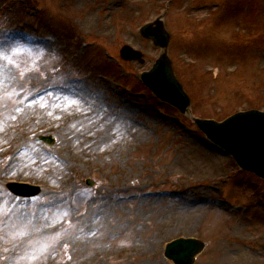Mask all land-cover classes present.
<instances>
[{
	"label": "rangeland",
	"instance_id": "1",
	"mask_svg": "<svg viewBox=\"0 0 264 264\" xmlns=\"http://www.w3.org/2000/svg\"><path fill=\"white\" fill-rule=\"evenodd\" d=\"M141 1L0 0V264H172L163 248L179 237L207 243L194 264H217L220 242L264 248V181L139 80L160 54L139 28L160 17L192 116L264 111L262 0ZM194 6H208L206 18L192 16ZM89 13L92 25L80 29ZM123 45L146 63L121 60ZM72 94L104 96L102 113L128 109L147 132L115 154L102 153L106 135L81 144L74 122L52 109ZM39 135L55 137L53 147ZM21 140L26 147L10 143ZM10 181L42 191L18 198Z\"/></svg>",
	"mask_w": 264,
	"mask_h": 264
},
{
	"label": "water",
	"instance_id": "2",
	"mask_svg": "<svg viewBox=\"0 0 264 264\" xmlns=\"http://www.w3.org/2000/svg\"><path fill=\"white\" fill-rule=\"evenodd\" d=\"M140 32L163 49L153 68L141 74L142 81L158 98L176 107L181 113L188 112L190 100L171 67L166 52L169 35L163 23L157 20L154 24L142 27ZM120 54L123 59L144 63L142 54L127 45L122 47ZM194 122L213 143L231 154L242 169L250 170L264 179V112H239L220 123L202 119H194ZM43 140L48 145L54 142L52 137ZM8 188L21 196H32L40 191L38 187L22 184H10ZM205 246V243L194 238H178L165 245L164 257L174 264H192Z\"/></svg>",
	"mask_w": 264,
	"mask_h": 264
},
{
	"label": "bare ground",
	"instance_id": "3",
	"mask_svg": "<svg viewBox=\"0 0 264 264\" xmlns=\"http://www.w3.org/2000/svg\"><path fill=\"white\" fill-rule=\"evenodd\" d=\"M82 2L83 0H78L77 4H81ZM141 2L144 3L145 1ZM110 5L113 6L115 4ZM207 11L208 6H194L190 9L191 15L196 17L198 21H201L206 18ZM92 22L93 15L89 13L84 17L83 22L78 24L80 25L81 29L83 27L91 26ZM258 63L260 65H264V55L260 56V60L258 61ZM71 97H75V95L72 94L63 98V102L60 103L61 106L55 104L52 109H54L55 111L63 109V116L61 118L62 121L74 122L72 124V127L74 129L73 132L77 133V136L82 135L85 137L84 142L81 144H89L90 142L88 141L95 140L100 138L102 135H106L108 138V143L104 145L105 150L102 151L104 155L106 153L115 154L119 148H124V140H130L132 137H136L147 132L142 129V127H139L138 125L132 122L131 119L133 116V112L129 111L128 109L122 110L120 116L113 114L107 115L102 113V110H100L102 104H100L101 101H99L98 98L100 97L104 99V96L101 97L99 96V94H95L94 97H90L86 94H83L82 96L79 94V98ZM88 98L89 100H96L95 103L100 105L88 103ZM33 102L34 101H32L31 103ZM28 107L31 106L29 105ZM92 108H94V110H99L101 114L98 111L92 113L94 111ZM40 110L42 113H46L49 110V105L42 106ZM111 142L113 144H111ZM10 143L16 148L26 147V143L23 140H21V142H18V145L15 142ZM10 146L11 145H8V147L5 148L7 149ZM90 147L91 146H88L87 149H90ZM235 230L241 232L240 227H235ZM220 247L223 249V253L221 259L217 261V264H264V261H260V259L257 257V254L264 252V248L262 249V251H254L251 249L244 248L243 246L233 247L229 244H224L222 242H220Z\"/></svg>",
	"mask_w": 264,
	"mask_h": 264
}]
</instances>
